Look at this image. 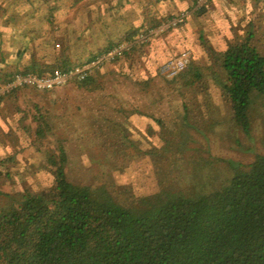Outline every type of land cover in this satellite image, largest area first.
Wrapping results in <instances>:
<instances>
[{
	"label": "trees",
	"instance_id": "obj_1",
	"mask_svg": "<svg viewBox=\"0 0 264 264\" xmlns=\"http://www.w3.org/2000/svg\"><path fill=\"white\" fill-rule=\"evenodd\" d=\"M212 54L221 76L204 75L189 62L191 69L172 83L163 78L166 98L175 94L182 101V113L175 116L179 121L199 119L213 114L210 106H221L249 134L254 91L264 107V56L250 32L234 35ZM72 67L60 64L52 70ZM88 78L76 83L85 85ZM170 88L177 91L170 94ZM34 122L37 138L51 134L48 117ZM161 140L170 144V136ZM49 151V187L24 189L0 204V264H264V152L211 191L162 189L147 196L143 202L151 213L136 216L114 200L101 199L89 186L70 183L63 148Z\"/></svg>",
	"mask_w": 264,
	"mask_h": 264
},
{
	"label": "crops",
	"instance_id": "obj_2",
	"mask_svg": "<svg viewBox=\"0 0 264 264\" xmlns=\"http://www.w3.org/2000/svg\"><path fill=\"white\" fill-rule=\"evenodd\" d=\"M195 2L0 0V83L27 70L47 73L60 64L85 63L181 10L189 12L177 27L92 70L85 85L72 82L55 91L24 87L1 98L0 144L10 135V125L26 130L28 126L22 124L25 117L36 126L35 118L50 115L46 112L47 105L62 107L64 104L75 113L91 116L88 122L92 132L110 138H158L159 124L168 123V116L159 119L160 100L157 93L153 94L152 81L160 75L159 64L187 49L191 51V64L200 73L221 76L212 52H218L234 35L243 37L252 32L260 36L262 39L258 41L252 39L259 52V44H264V0H207L201 13L193 10ZM190 69L191 66L185 72ZM207 83L215 85V80L209 79ZM173 91L177 90L170 88V94ZM47 96L51 98L45 99ZM172 102L167 100L166 105L171 106ZM20 103L27 104L32 113L26 112ZM178 105L181 111L175 116L182 113L180 98ZM31 127L34 132L35 127ZM173 129L171 124L170 128H162L161 133Z\"/></svg>",
	"mask_w": 264,
	"mask_h": 264
},
{
	"label": "rangeland",
	"instance_id": "obj_3",
	"mask_svg": "<svg viewBox=\"0 0 264 264\" xmlns=\"http://www.w3.org/2000/svg\"><path fill=\"white\" fill-rule=\"evenodd\" d=\"M196 9L195 3L193 10ZM181 11L189 15L188 10ZM246 29L250 30L249 27ZM252 36L254 41L262 39L258 35ZM253 44L256 46L255 42ZM259 47L264 56V44ZM202 56L205 60V53ZM163 81L161 75L152 81L153 94L157 93L160 100L159 119L168 116V123L159 124L158 138L122 139L105 134L106 138L104 134L90 131L88 120L91 116L75 113L65 104L62 107L47 105L53 130L43 139L34 135L31 126L35 127V124L28 123V116L22 121L28 126L26 130H18L16 124L8 125L9 139L4 137L0 144V204L24 189L42 192L49 187L52 177L45 151L54 150L58 145L66 155L65 173L70 183L89 186L101 199L114 200L136 216L152 211L143 198L162 189L190 193L211 191L237 169L250 165L256 154L264 152V107L259 93L251 94V131L244 134L221 106L216 110L210 106L213 114L199 119L177 120L174 116L181 111L178 97L170 96L173 102L171 106L166 105L168 99ZM19 105L32 113L27 104ZM168 124L174 129L161 133ZM169 136L170 144L162 143L161 137Z\"/></svg>",
	"mask_w": 264,
	"mask_h": 264
},
{
	"label": "built area",
	"instance_id": "obj_4",
	"mask_svg": "<svg viewBox=\"0 0 264 264\" xmlns=\"http://www.w3.org/2000/svg\"><path fill=\"white\" fill-rule=\"evenodd\" d=\"M205 2L206 0H197L196 7L198 8L204 5ZM186 18L187 13L181 11L169 20L137 33L131 39L119 41L103 54L96 56L90 62L80 66H74L65 71L54 69L45 75L16 73L4 83L0 84V98L24 87L49 91L72 82L83 81L89 76L92 70L99 69L105 64L116 60L136 46L148 43L152 38L166 30L177 27L184 22ZM190 57L191 52L189 50H183L176 56L166 59L158 68L159 74L166 79H173L188 68Z\"/></svg>",
	"mask_w": 264,
	"mask_h": 264
}]
</instances>
